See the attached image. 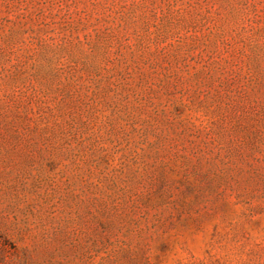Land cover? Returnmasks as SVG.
<instances>
[{"label": "rangeland", "instance_id": "1", "mask_svg": "<svg viewBox=\"0 0 264 264\" xmlns=\"http://www.w3.org/2000/svg\"><path fill=\"white\" fill-rule=\"evenodd\" d=\"M0 264H264V0H0Z\"/></svg>", "mask_w": 264, "mask_h": 264}]
</instances>
